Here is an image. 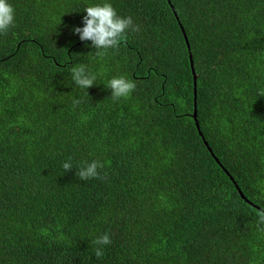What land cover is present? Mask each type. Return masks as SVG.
Returning <instances> with one entry per match:
<instances>
[{"label":"trees","instance_id":"16d2710c","mask_svg":"<svg viewBox=\"0 0 264 264\" xmlns=\"http://www.w3.org/2000/svg\"><path fill=\"white\" fill-rule=\"evenodd\" d=\"M8 2L0 264H264L260 209L238 191L264 209V0ZM105 2L140 30L99 57L73 28ZM121 75L137 87L113 101ZM92 160L107 178L81 181Z\"/></svg>","mask_w":264,"mask_h":264},{"label":"clouds","instance_id":"9594fccd","mask_svg":"<svg viewBox=\"0 0 264 264\" xmlns=\"http://www.w3.org/2000/svg\"><path fill=\"white\" fill-rule=\"evenodd\" d=\"M86 15L83 17V27L73 28V32L78 34L81 41H91L92 46L97 50L96 55L103 57L109 49H118L120 44L127 39V33L139 32L140 26L136 25L130 16L122 17L118 15L117 10L111 3L94 4L84 9ZM15 26V9L8 0H0V34L7 32ZM71 79L81 89H88L96 83V75L92 74L86 65L80 64L71 68ZM106 87L111 89V98L118 101L121 98L130 97L135 91L137 84L134 80L125 76L111 78ZM264 96V94H261ZM80 101L73 99V106L78 105ZM74 166L71 158L62 164L63 170L67 171ZM104 164L98 160L84 162L76 170V176L81 180H90L93 178L106 179L102 176L100 170ZM258 224L264 225V209L257 212ZM97 245L94 255L101 258L104 255V246L112 243V236L104 233L93 240Z\"/></svg>","mask_w":264,"mask_h":264},{"label":"water","instance_id":"95a60500","mask_svg":"<svg viewBox=\"0 0 264 264\" xmlns=\"http://www.w3.org/2000/svg\"><path fill=\"white\" fill-rule=\"evenodd\" d=\"M180 27H181L182 30L184 31V29H183V27H182L181 25H180ZM184 38H185V41L187 42V38L185 37V34H184ZM189 57H190V64H191V66H192V61H191V55H190V54H189ZM192 73H193V83H194V88H195L196 75H195V73H194V69H193V68H192ZM195 105H196V102H195V97H194V110H193L192 116H193V118H194V120H195V123H196V125H197V128H199V127H198V122H197V119H196V107H195ZM199 133L201 134L200 131H199ZM202 139H203V138H202ZM203 141H204V144L210 149V147L208 146L207 142H206L204 139H203ZM210 150H211V149H210ZM238 191H239V193H240L241 198L245 199L249 204H251V205L257 207V208L260 209V210H262V209L259 208L257 205H255L254 203H252L251 201H249V200L245 197V195L242 193V191L240 190V188H238Z\"/></svg>","mask_w":264,"mask_h":264}]
</instances>
